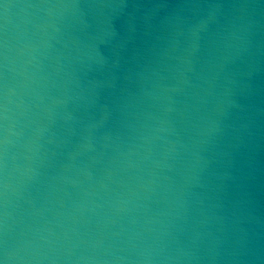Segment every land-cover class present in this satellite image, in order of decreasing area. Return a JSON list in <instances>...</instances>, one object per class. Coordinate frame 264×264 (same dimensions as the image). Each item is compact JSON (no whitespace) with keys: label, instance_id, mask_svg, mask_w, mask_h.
<instances>
[{"label":"water","instance_id":"1","mask_svg":"<svg viewBox=\"0 0 264 264\" xmlns=\"http://www.w3.org/2000/svg\"><path fill=\"white\" fill-rule=\"evenodd\" d=\"M0 264H264V0H0Z\"/></svg>","mask_w":264,"mask_h":264}]
</instances>
